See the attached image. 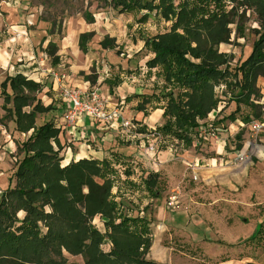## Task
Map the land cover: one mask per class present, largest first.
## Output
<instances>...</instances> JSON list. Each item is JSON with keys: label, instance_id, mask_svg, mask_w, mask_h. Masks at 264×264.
<instances>
[{"label": "trees", "instance_id": "trees-1", "mask_svg": "<svg viewBox=\"0 0 264 264\" xmlns=\"http://www.w3.org/2000/svg\"><path fill=\"white\" fill-rule=\"evenodd\" d=\"M227 2L237 5L228 9ZM109 4L121 14L145 12L142 22L154 13L170 23L168 31L143 39V49L152 55L145 64L148 74L155 70L163 85L158 92L126 98L128 102L138 99L135 110L144 116L149 111L163 110V124L156 128L162 137H172L185 149L190 148L199 121L218 104L214 88L222 83L236 102L235 111L227 117L230 122L236 120L242 102L257 107L251 101L260 97L257 81L264 79V0H109ZM238 5L261 16V33L250 55L231 68L233 57L219 52L218 47L229 43L231 25L242 31L235 22ZM84 20L93 22L88 13ZM91 36L84 33L78 38V47L84 54ZM100 45L113 49L105 41ZM56 50L54 43L47 45L46 52L53 57L54 65L58 63ZM119 84L118 77L108 82L110 88ZM0 87L4 104H11L10 108L4 107L5 118L13 121L18 133L32 131L17 146L22 158L13 175L14 186L7 187L0 196V264H73L67 262L63 250L71 256H81L83 264H156L145 259L151 245L149 222L139 216L119 214L112 200L117 173L113 166L122 165L119 156L114 154L112 159L101 161L81 159L62 167L60 130L50 121L36 125L37 114L54 109L44 107L37 98L40 84L15 74ZM241 121L247 124L249 115ZM141 131H145L144 127ZM126 174L130 176L131 172ZM142 184L150 196H158V175L149 173ZM19 212L24 213L21 221L17 218ZM97 215L106 220L104 235L89 224ZM38 223L45 226V233H40ZM104 237L113 246L106 254L99 249ZM254 241H264V225L259 226Z\"/></svg>", "mask_w": 264, "mask_h": 264}, {"label": "crops", "instance_id": "crops-1", "mask_svg": "<svg viewBox=\"0 0 264 264\" xmlns=\"http://www.w3.org/2000/svg\"><path fill=\"white\" fill-rule=\"evenodd\" d=\"M9 1L13 2L14 7L20 5L19 0ZM0 11L3 14H9L11 12V9L7 6L1 5ZM31 17L33 18V20L32 18L30 20L27 19L26 26L13 25L14 23L19 21L20 16L15 17L13 15H10L7 20V23L9 24L8 26L5 25L4 17H0V85L5 81L7 77H12L15 74H21L27 80L40 84L41 90L37 94V98L40 100L44 107L52 106L54 109L46 114H37L35 120L36 125H38L37 118L40 116H48L53 118L51 120H47L46 122H52L54 126L60 130L58 141L61 147L59 156L62 158V167L68 165L71 162H77L81 159H96L101 161L104 159H112V156L114 154L119 156L118 158L120 159L119 161L122 162V165L113 166L114 170H116L117 173L111 191L112 200L116 203L117 211L119 214L122 213L126 217H145L143 208H141L136 214H133L131 210H126L124 205L121 203L117 193V191H121V186H125L129 189H134V187L136 186L135 179L133 177L134 171L138 170L137 167L139 165L143 167L146 166L147 168L151 169V172H144V174H142L140 185L142 184L143 179L149 173H153L158 175L160 188L161 181L162 186L163 184L166 185V189L175 185L181 187V189H187L188 187H190L192 192L204 188V204H202L203 206H200V204H198L199 209L202 211L201 215H203L204 218L200 216L197 218V216L194 215L192 216V218H189L188 211L190 210V213H192V210H195L197 206L196 205L195 207H193V204H183L180 212L176 213L177 215H180V217L174 214L172 216H166L164 210L158 211L156 213L157 215L154 214V217H156L157 221L163 222L160 223V227H157L159 229H162L160 230L161 232L154 233L153 231V233L149 235L151 245L145 257L146 260L152 261L156 264H176V260L179 257L183 256L181 250L191 251L187 248L188 246H191V248H193L195 252L200 254L202 258L201 262L203 260H206V257L208 256V249L214 247L219 242H226L222 235L216 232V223L211 216H214L215 218H219L221 216L220 212L217 211V208L214 209V207L217 204H223V201L228 202V196H236L234 195V193L238 192L241 188L244 189V187H247L246 190L244 189L246 193H252L253 191H255L254 186L256 185L264 191V187L262 186L264 184V134H261L256 141L249 142V153L256 159V163L253 164L256 169H249L248 165H244V162H240L238 160L243 153L242 151L237 152V149L240 146H236L234 148L231 147L230 144H228L229 147L227 146V138L231 137L235 133V131L239 129L238 126L242 123L239 116V114L242 112L240 111L235 115L236 120L233 122H230V120L227 119V117L235 111L236 103L232 100V98L230 97V93L226 90L225 85L222 83L214 88L215 94L219 99L216 108L212 110L204 120L199 121V124L202 122L204 124L213 122L214 126L220 129L219 140L204 141V154L197 153L195 151L194 145H192L188 149H185L182 143L179 142V144L177 145L182 146L180 147L182 148L180 153L174 155L173 150L170 149V147H166L161 151L158 148L156 156H153L152 153L146 152L145 145L148 143L147 137L149 135V132H151L152 130L156 131V128L163 124V110L156 109L154 111H149L148 116H144L143 112H138L135 110L139 102L138 99L133 98L129 102L126 101V98L134 95L139 96L143 94L142 92H138L136 89L132 88L133 94H130L125 98L119 96V98H117L116 92H111V89L113 88H118L122 85H126V82H124L123 79H126L128 81L130 80L133 83L136 82L137 76L135 75L128 77L116 76L121 80V84L109 88V90L105 93L101 88L99 89L100 93L104 97H109V104L111 106H115L118 104L122 105L123 117L127 120L132 121V124H134V129L124 130L120 127L119 123L113 124L112 126L94 123L89 116L84 114L78 117L77 122L73 127L65 126L63 117L68 108V104L59 95L51 76L48 75L45 69L42 70L38 67V60L36 59V52L38 51L36 49L37 45L41 44V48H45L50 42H55L50 40L52 35L48 34L47 26L43 22H39L37 19L34 20L35 17ZM32 28L34 29L31 30ZM27 30H30L28 34ZM16 33L21 34L20 38H22L23 35H25L26 37L29 36V38L27 39L28 42L25 44H21V42H14V35ZM22 42H25V40ZM14 43H16V45ZM17 45L21 48L18 52L15 48ZM68 47V45H63V48L66 49L67 53L70 51ZM11 54L13 57L20 56L21 54L24 56V54H26L27 58L26 60H24V62L18 59V62L23 63L15 66L14 62L10 58ZM58 55H61V52ZM151 57L152 55L150 54L149 58ZM69 62L70 66H67V70L71 71V73H74L72 72V69L73 71H76L75 69L79 68V66L73 64L71 60L65 62L66 65H69ZM54 66L56 67V70L59 68H62L64 70L61 56H58V63ZM144 71L145 69L142 72L143 76L145 75ZM11 72L14 73L12 74ZM103 73L104 77L102 78V80H104V82H106L107 84L109 81H113L116 78L114 77L113 79H111L108 72H106L104 69ZM146 73L148 74V69L146 70ZM47 80H49L48 84L46 82ZM69 80L71 82V85L75 88H90L88 82L75 80L71 75H69ZM263 86L264 79L259 78L257 81V87L261 89L262 92H264V89L262 88ZM7 93H11L9 88H7ZM228 100H230L231 103L227 104ZM58 101L60 102V104L56 103ZM4 107L10 108L11 104H4L3 110ZM261 110L264 112V106H261ZM259 120L264 121V117L259 118ZM9 122L12 126L9 132H7V129L4 125H2V128H0V150L2 151V154L5 152H7L8 154H15L20 160L22 158V155L17 154V146L26 141V139L31 135L32 131L28 132L27 134L18 133L17 131H15V125L13 121L10 120ZM143 127L145 130L144 132L141 131ZM52 145L55 149H57L54 143H52ZM200 162H203L204 165L200 166ZM15 171L16 167L13 175ZM127 171L131 172L130 176H127ZM175 171H177V178H175L176 184L172 182L171 178ZM188 176H192L193 185L191 182H189ZM258 179L259 181H257L255 185V180ZM14 182L15 181L13 178L11 182H8L6 188L9 186L13 187ZM141 189L142 191H146L143 184L141 186ZM3 191L0 192V196ZM129 196L131 197V195ZM133 197L134 196H132L131 198L134 199ZM99 219H101L103 222V234L101 232L99 233L104 235L106 233V220L101 216ZM189 219L192 220L193 228L195 227L196 229L193 231L194 233L183 235H179L178 233H176L175 229L179 228L180 222H186ZM263 222L264 210H262L260 214L259 226L263 225ZM203 224L204 238H201L198 232V225ZM150 227L151 226L149 225V230ZM165 230L168 232V234H165ZM104 238L110 242L112 248L113 246L111 241L106 237ZM165 241L168 242L165 243ZM183 259L185 260L184 262H187L188 260L185 256L183 257ZM216 264L223 263L218 262Z\"/></svg>", "mask_w": 264, "mask_h": 264}, {"label": "rangeland", "instance_id": "rangeland-1", "mask_svg": "<svg viewBox=\"0 0 264 264\" xmlns=\"http://www.w3.org/2000/svg\"><path fill=\"white\" fill-rule=\"evenodd\" d=\"M19 3V6L14 7L13 2L9 0H0V6H7L11 9V12L9 13L10 15L15 17L20 16L19 21L13 25L26 26L27 19L30 20L32 18L31 16H33L35 17L34 20L37 19L39 22H43L47 26L48 34L52 35L50 40L55 42L54 44L57 48L54 57H62L64 72L71 75L75 80L86 81L89 83L90 87L101 88L105 93L110 87L104 82V80H102L104 77L103 69L108 72L111 79L116 76H137L136 82L133 83L130 80L123 79L124 82H126V85L118 87L119 89H111V92H116L117 98H125L126 96L133 94L132 88L136 89L138 92L151 94L153 92H158L157 88L163 85L162 79L157 75L155 70H153L152 74L146 73L147 68L145 63L150 54L143 49V39L154 36L158 33H164L168 31L170 27L169 22H164L153 16L154 13L145 22H142L141 17L145 12L121 14L111 7L109 0H19ZM226 4H229L228 9L237 5H230L228 2ZM236 12L235 22L241 26L242 31H236L235 26L231 25L230 29L232 30V33L229 43L222 44L218 47L219 52L233 57L230 62L231 68H234L237 64H241L248 55H250L253 43L259 39L260 36L258 34L261 33V16H259L254 10L245 5H238ZM85 13L92 16V23H87L84 20ZM9 14H3L0 11V17H4L6 26L9 25L7 23V20L10 17ZM53 24H55L56 28L55 26L53 27ZM33 29L34 28L31 30ZM29 31L30 30H27V34ZM83 33L92 34L86 43V54H83L78 49V38ZM20 37L21 34L16 33L14 35V42H21V44L28 42L27 39L29 36L26 37L23 35L22 38ZM24 40L25 42H22ZM102 41H105L106 45H111L113 49L102 48L100 45ZM16 43L14 44L16 45ZM63 45L69 46L68 48L70 51L68 53L66 52V49L63 48ZM15 48L17 52L21 49L18 45ZM46 48L47 46L41 48V44L36 46V49L38 50L36 52L38 67L42 70L43 68L47 69L49 67L56 69L54 64H52L53 57L47 54ZM60 52L61 55H58ZM10 58L15 66H18L22 64L27 57L26 54H24V56L21 54L17 57H13L11 54ZM18 59L23 62H18ZM69 60H71L73 64L79 66V68L75 69L76 71H73L72 69V72L74 73L67 70V66H70V62L69 65H66L65 62H68ZM42 61L44 62L43 67L39 65ZM144 69L145 75L143 76L142 72ZM46 82L48 84L49 80ZM262 88L264 89V86ZM230 100L227 101V104L231 103ZM56 103L60 104L59 101ZM251 103L257 107L252 108V106L245 102L240 104V111L242 112L239 114L240 120L247 115H249L250 119H256L257 116L260 118L264 117V112L261 110V106H264V92H262L261 89L260 97L252 100ZM3 106V96L0 89V128L4 125L7 132H9L12 126L10 125V120L4 118L5 112ZM150 108L151 107H149V110ZM51 119L53 118L40 116L37 118V124L40 125ZM238 128L239 129H237L231 137L227 138V146L229 147L228 144L233 148L240 146L237 149V152L242 151L243 153L238 160L244 162V165H248L249 169H254L255 166H253V164L256 163V159L249 153V142L256 141L257 139H254L253 135L246 128L241 129L239 126ZM238 134H240L239 139L237 138ZM198 143L199 144L195 147V151L204 154V142L200 141ZM171 145L173 147L174 155L180 153L182 149L180 147L182 146L173 143L171 144L167 140L160 144L159 150L161 151L164 147L169 148ZM1 152L2 151L0 150V192L3 191L8 182H11L13 179V172L19 161L15 154H8L7 152L2 154ZM60 165H62V162H60ZM199 165L203 166L204 163L200 162ZM142 167L143 166L139 165L137 167L138 170L134 171L133 177L137 187L135 186L134 189H129L125 186H121V191H117V193L126 210H131L133 214H136L141 208H143L145 215L144 218L151 226L150 234H152L153 231L154 233L161 232L160 230L162 228L159 229L157 227H160V223L163 222L157 221L156 217H154V214L161 210L165 211L164 213H166V216H172L173 214L177 215L176 213L180 212L183 204H193V207L197 205V209L195 208V210H192V213H190V210L188 211L189 218H192L193 215L197 216V218L199 216L204 218L203 215H201L202 211L199 209L198 205L200 204V206H203L202 204H204V188L192 192L190 187L187 189H181V187L175 185L166 189V185L163 184L162 186L161 181V188L158 196L152 197L146 191H142L141 189L142 184L140 185V179L142 174H144V172H151V169L146 166ZM174 174L171 177L173 183H175V178H177V171H175ZM188 180L193 185L192 176H188ZM257 181H259V179L255 180V185ZM262 186L264 187V184ZM244 189L246 190L247 187H244ZM244 189L241 188L238 192H235V198L230 195L228 196V202L223 201V204H217L214 207V209L217 208V211L220 212L221 216L219 218L211 216L216 223V232L221 234L226 242H219L214 247L208 249V256L206 257V260H203L202 262L200 254L195 252L191 246H188V250L191 251L181 250L183 256L176 260V264H182L185 261L183 259L184 256L188 260L183 264H216L218 262L223 264L227 262V264H247L250 262L264 264V241H254L259 228L260 214L261 211L264 210V191L257 185L254 186L255 191L252 193H246ZM172 194L178 196L179 204L175 210L171 211L167 208V199ZM129 195H131V197L134 196V199ZM46 210L49 211L48 208H46ZM23 216L24 213L19 212L17 218L21 221ZM177 216L180 217V215ZM90 220V226L96 229L92 224V219ZM192 224L191 219L186 222H180V226L178 229H175V232L179 235L194 233L193 231L196 229L195 227L193 228ZM38 228L40 233L46 232V228L43 224L38 223ZM198 230L201 238H204V224L198 225ZM165 234H168L166 230ZM105 242V238L102 239L99 247L101 251H106L107 249ZM167 242L168 241H165V243ZM63 255L68 263L83 264V258L81 256H71L64 250Z\"/></svg>", "mask_w": 264, "mask_h": 264}, {"label": "built area", "instance_id": "built-area-1", "mask_svg": "<svg viewBox=\"0 0 264 264\" xmlns=\"http://www.w3.org/2000/svg\"><path fill=\"white\" fill-rule=\"evenodd\" d=\"M39 65L44 66V62H40ZM44 69V68H43ZM49 76H51L54 85L56 86L59 95L68 104V108L64 114V124L67 127H73L80 115L89 116L94 123L112 126L119 123L120 127L124 130L134 129L132 121L123 117V108L121 104L111 106L109 104V97H104L98 88L90 87L88 89H79L71 85L69 76L63 69H53L51 67L45 69ZM241 129L246 128L254 139H258L261 134H264V121L251 118L247 124L241 123L239 125ZM220 129L214 126L213 122L200 123L198 129L195 131V137L192 144L196 147L199 143L209 140H219ZM148 143L145 146L146 152L152 153L156 156L158 148L161 143L166 140L171 144H179V141L172 137H162L155 130L149 132L147 137ZM170 149L173 150L171 145ZM171 150V151H172ZM178 206V196L172 194L167 199V208L175 210ZM100 215L95 216L92 219V224L98 232L103 234V222ZM107 246L106 251L103 253H109L111 251V244L105 239Z\"/></svg>", "mask_w": 264, "mask_h": 264}]
</instances>
